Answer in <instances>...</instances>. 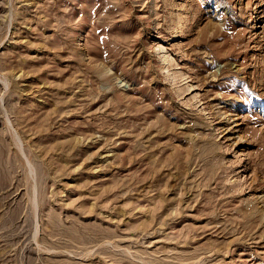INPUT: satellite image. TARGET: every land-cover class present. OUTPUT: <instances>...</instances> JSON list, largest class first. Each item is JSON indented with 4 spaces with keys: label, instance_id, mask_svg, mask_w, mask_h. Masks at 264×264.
<instances>
[{
    "label": "rangeland",
    "instance_id": "rangeland-1",
    "mask_svg": "<svg viewBox=\"0 0 264 264\" xmlns=\"http://www.w3.org/2000/svg\"><path fill=\"white\" fill-rule=\"evenodd\" d=\"M0 264H264V0H0Z\"/></svg>",
    "mask_w": 264,
    "mask_h": 264
}]
</instances>
